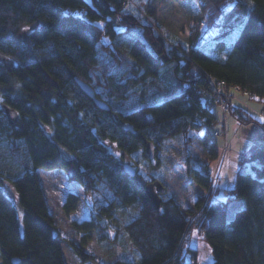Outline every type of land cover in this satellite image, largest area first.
<instances>
[{
	"label": "trees",
	"instance_id": "trees-1",
	"mask_svg": "<svg viewBox=\"0 0 264 264\" xmlns=\"http://www.w3.org/2000/svg\"><path fill=\"white\" fill-rule=\"evenodd\" d=\"M190 1L195 10L181 11L173 0H0V264H67L38 168L63 171L90 196V217L71 221L77 234L91 229L107 242L110 216L134 208L119 228L136 254L112 253L100 264H191L182 249L192 228L209 242L212 264H264V148L241 160L230 194L214 201L210 176L190 151L196 137L216 155L210 127L219 118L209 79L264 107V0ZM3 102L17 110L15 124ZM229 112L264 130V120L243 106ZM177 134L185 185L209 193L195 207L182 210L169 196L156 209L144 190L155 178L130 176L122 164L133 152L145 157L143 138L157 148ZM76 201L68 193L64 211ZM64 240L81 262L93 258Z\"/></svg>",
	"mask_w": 264,
	"mask_h": 264
},
{
	"label": "rangeland",
	"instance_id": "rangeland-1",
	"mask_svg": "<svg viewBox=\"0 0 264 264\" xmlns=\"http://www.w3.org/2000/svg\"><path fill=\"white\" fill-rule=\"evenodd\" d=\"M173 2L181 11L195 10V6L190 0H173ZM201 27L202 25L199 24V29ZM218 30L214 29L206 33L204 37L208 39L219 32ZM227 96L231 108L233 104L241 105L256 117H259L257 111L263 108L259 101L251 99L247 94L239 93L234 89H230ZM239 96L241 97L240 104L234 101L238 100ZM213 111L219 118V122L210 127V132L214 134L215 130L220 131V134L215 136L216 155L208 156L202 143L197 140L193 132L190 134L195 137V141L190 146V151L195 163H202L204 166L203 171L210 176L209 188L213 190L211 198L214 201L224 200L230 194V189L235 185L238 170L242 166L241 160L251 153V148H264V130L254 123L240 124L230 114V110L221 115V108L214 106ZM203 132V129L199 131L200 134H203ZM181 142V136L177 134L161 142L156 148V157L153 160L150 161L143 157L140 152H133L132 157L127 158L124 162H130L144 178L148 179L152 175L155 180L161 181L166 187V192L160 195L161 198L165 199L172 196L177 200L182 210H185L187 207H195L198 195H208L209 188L202 187L197 183L188 187L185 185V170L180 151ZM36 173L49 211L60 233L61 240L59 244L67 264H100L102 259L105 261V258L112 253L121 254L126 250L132 251L134 255L136 254L133 249L131 250L128 240L119 228L122 221L129 220L134 214L133 207L119 209L110 216L113 228L109 226L107 230L109 241L99 243L93 230L81 229L77 234L71 225L73 220L81 222L90 217L92 200L89 195L85 194L82 187L75 181L69 180L65 173L58 169L45 170L38 168ZM2 186L5 193L14 200L18 220L22 225L23 213L15 198V192L11 184L4 180ZM68 193H74L77 201L74 209L66 213L63 204ZM64 239H69L82 246L93 258L81 262ZM189 248L195 249L196 258H193ZM130 255L132 254L130 253ZM182 255L191 264H212L213 261L209 242L195 228H192L189 232L188 244L182 249Z\"/></svg>",
	"mask_w": 264,
	"mask_h": 264
},
{
	"label": "water",
	"instance_id": "water-1",
	"mask_svg": "<svg viewBox=\"0 0 264 264\" xmlns=\"http://www.w3.org/2000/svg\"><path fill=\"white\" fill-rule=\"evenodd\" d=\"M75 80L80 86V88L82 89V91H84L89 97H93L95 104L99 108L103 110L109 109V106L105 101L94 97V91L89 84H87L86 82H84L78 77H76ZM1 109L5 113L7 120L9 121L10 124H15L17 122L18 112L15 108L3 102L1 104ZM124 127L128 129L129 131L134 132V129L132 128L130 124L125 123ZM143 151H144L145 157L148 160L150 161L153 160L156 157V144L148 139L143 138ZM122 167H123L124 172L127 173L128 175L134 176L136 174V169L133 167V165L130 162H127V161L124 162L122 164ZM144 190H145L146 195L152 201L154 207L158 209L160 207V203L162 200L160 195L166 192V187L164 186V184H162L161 181L156 179V180L147 182L144 186Z\"/></svg>",
	"mask_w": 264,
	"mask_h": 264
},
{
	"label": "built area",
	"instance_id": "built-area-1",
	"mask_svg": "<svg viewBox=\"0 0 264 264\" xmlns=\"http://www.w3.org/2000/svg\"><path fill=\"white\" fill-rule=\"evenodd\" d=\"M199 24L202 25L201 20H197L194 23L195 29H197V30L199 29ZM209 85H210V88L212 89L213 95H215V101L217 103V106L219 108H221V111H220L221 115H224V113L228 112L231 108V105H230L229 101L227 100V97H228L227 93L229 92L230 88H227L225 81L221 80V79L220 80L209 79ZM234 90L237 91V89H234ZM206 97H209V96L206 95ZM257 115L261 119L264 120V107L262 109H260L259 111H257ZM219 134H220L219 130H216L214 132V136L219 135ZM254 150H255V148H251V151H254Z\"/></svg>",
	"mask_w": 264,
	"mask_h": 264
},
{
	"label": "crops",
	"instance_id": "crops-1",
	"mask_svg": "<svg viewBox=\"0 0 264 264\" xmlns=\"http://www.w3.org/2000/svg\"><path fill=\"white\" fill-rule=\"evenodd\" d=\"M234 101H237V103L240 104L239 101H241V97L239 96V99Z\"/></svg>",
	"mask_w": 264,
	"mask_h": 264
},
{
	"label": "snow or ice",
	"instance_id": "snow-or-ice-1",
	"mask_svg": "<svg viewBox=\"0 0 264 264\" xmlns=\"http://www.w3.org/2000/svg\"><path fill=\"white\" fill-rule=\"evenodd\" d=\"M249 3L251 4V0H249Z\"/></svg>",
	"mask_w": 264,
	"mask_h": 264
}]
</instances>
